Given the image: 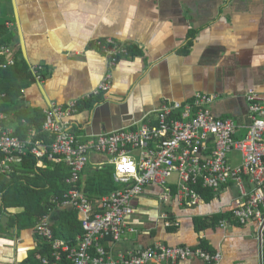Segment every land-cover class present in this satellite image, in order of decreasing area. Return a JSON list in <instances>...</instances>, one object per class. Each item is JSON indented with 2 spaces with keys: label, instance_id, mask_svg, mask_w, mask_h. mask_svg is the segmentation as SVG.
I'll list each match as a JSON object with an SVG mask.
<instances>
[{
  "label": "crops",
  "instance_id": "crops-1",
  "mask_svg": "<svg viewBox=\"0 0 264 264\" xmlns=\"http://www.w3.org/2000/svg\"><path fill=\"white\" fill-rule=\"evenodd\" d=\"M0 25L14 37L17 62L25 60L30 72L43 68L44 78L32 72L35 81L23 90L25 107L45 113L77 101L70 128L80 138L155 124L163 105L193 101L198 93L214 95V115L234 118L245 134L246 94L264 96V0H0ZM108 38L129 50L114 67L99 45ZM107 71L109 90L80 105ZM108 161L93 154L91 163ZM170 187L175 194V180ZM167 188L149 185L134 199L124 236L102 241L114 257L160 243L205 250V243V251L222 255L221 264H264L258 221L243 224L233 214L234 183L213 191L212 199L197 189L202 200L195 205L163 199ZM217 215L229 217L208 226ZM7 221L0 222V264H25L39 238L33 229L8 228ZM149 263L207 264L199 258Z\"/></svg>",
  "mask_w": 264,
  "mask_h": 264
},
{
  "label": "built area",
  "instance_id": "built-area-1",
  "mask_svg": "<svg viewBox=\"0 0 264 264\" xmlns=\"http://www.w3.org/2000/svg\"><path fill=\"white\" fill-rule=\"evenodd\" d=\"M99 45L113 67L122 55L129 53L127 47L112 38ZM15 49L10 43L0 42V58H3L0 82L3 79L1 70L17 63ZM42 69L41 66L31 68L39 81L44 78ZM111 79L112 72L107 71L92 95L108 91ZM4 97L0 90V151L3 153L0 176L15 173L14 164L21 163L22 156L28 152L38 159L63 162L71 169L67 179L70 188L58 201V208L78 212L84 234L78 238L77 246L72 247L69 242L54 237L50 215L36 227L39 235L53 242V256L57 262L67 254L72 264H150L151 260L176 263L191 258H199L207 264H221L220 253L190 246L167 247L160 243L129 257H114L104 247L103 240L119 241L124 236L128 218L135 212L133 201L149 185L168 187L163 199L170 201L176 197L181 203L195 205L202 200L198 186L218 191L234 183L239 188V196L233 214L243 224L258 221L263 254L264 96L255 92L246 94L249 122L245 134H241V125L234 118L214 115L209 107L216 100L214 95L198 93L193 101L163 105L155 124H135L80 138L70 128V117L78 104L72 101L66 107L59 105L45 111L43 130L53 137L49 143L37 138L35 129H30L25 139L14 134L7 124L10 117L1 109ZM93 154L109 157L108 163L114 166V179L123 185L97 204L77 187ZM175 172L178 177L174 194L170 186L174 183L171 178ZM49 262L48 258L43 259V264Z\"/></svg>",
  "mask_w": 264,
  "mask_h": 264
},
{
  "label": "trees",
  "instance_id": "trees-1",
  "mask_svg": "<svg viewBox=\"0 0 264 264\" xmlns=\"http://www.w3.org/2000/svg\"><path fill=\"white\" fill-rule=\"evenodd\" d=\"M14 37L4 25H0V42L10 43ZM132 52V49H130ZM132 53H135L134 51ZM3 58H0V63ZM3 79L0 82V90L5 94L1 109L9 114L7 121L9 125H15L14 134L20 138H27L30 129H35L37 138L45 139L48 143L53 140L43 130L46 119L45 113L40 108H26L24 104L23 90L29 87L35 78L29 70L25 60H18L15 66L1 70ZM92 96H90L91 99ZM81 100V104L89 105L95 99ZM21 163L14 164L15 173L0 176V218H7L8 228L33 229L36 232L38 223L47 215H50L51 227L56 239H62L77 246L78 238L84 234L82 222L79 220L78 212L71 209L58 208V201L70 188L67 179L71 169L63 162H52L47 158L38 159L28 152L22 156ZM3 153L0 151V161ZM86 167L82 172L77 187L84 192L93 204L111 193L123 188V185L114 179V166L107 164L101 167ZM204 197L212 199L213 190L209 188H197ZM12 209L19 211L12 213ZM228 215L216 216L210 227ZM199 229V228H198ZM39 238V249L32 253L25 264H43V259L48 258L49 264H72L63 254L62 260L57 262L53 256V242L42 237ZM205 250L209 247L202 243Z\"/></svg>",
  "mask_w": 264,
  "mask_h": 264
},
{
  "label": "rangeland",
  "instance_id": "rangeland-1",
  "mask_svg": "<svg viewBox=\"0 0 264 264\" xmlns=\"http://www.w3.org/2000/svg\"><path fill=\"white\" fill-rule=\"evenodd\" d=\"M92 153V152H91ZM236 157L238 158V159H240V156H239V154H236ZM92 162V157H91V161H90V165L89 166H91V167H93L94 165L91 163ZM238 162H239V160H238ZM178 177V174L175 172L174 174H173V176H172V180H175L176 178Z\"/></svg>",
  "mask_w": 264,
  "mask_h": 264
},
{
  "label": "clouds",
  "instance_id": "clouds-1",
  "mask_svg": "<svg viewBox=\"0 0 264 264\" xmlns=\"http://www.w3.org/2000/svg\"><path fill=\"white\" fill-rule=\"evenodd\" d=\"M131 166L129 165V168H130Z\"/></svg>",
  "mask_w": 264,
  "mask_h": 264
}]
</instances>
